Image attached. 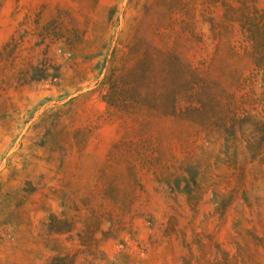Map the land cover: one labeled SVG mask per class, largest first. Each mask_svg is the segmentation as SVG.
I'll return each mask as SVG.
<instances>
[{
	"label": "rangeland",
	"instance_id": "obj_1",
	"mask_svg": "<svg viewBox=\"0 0 264 264\" xmlns=\"http://www.w3.org/2000/svg\"><path fill=\"white\" fill-rule=\"evenodd\" d=\"M264 0H0V264H264Z\"/></svg>",
	"mask_w": 264,
	"mask_h": 264
},
{
	"label": "trees",
	"instance_id": "obj_2",
	"mask_svg": "<svg viewBox=\"0 0 264 264\" xmlns=\"http://www.w3.org/2000/svg\"><path fill=\"white\" fill-rule=\"evenodd\" d=\"M257 19L259 24V40L258 45L261 51V57L264 62V1L261 3L257 9ZM260 95H259V104L261 105L263 114H264V63L262 65V70L260 73Z\"/></svg>",
	"mask_w": 264,
	"mask_h": 264
}]
</instances>
